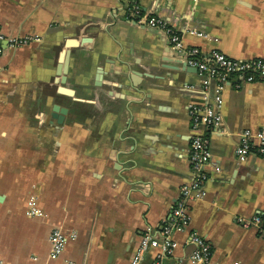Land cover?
I'll list each match as a JSON object with an SVG mask.
<instances>
[{"label":"crops","instance_id":"crops-1","mask_svg":"<svg viewBox=\"0 0 264 264\" xmlns=\"http://www.w3.org/2000/svg\"><path fill=\"white\" fill-rule=\"evenodd\" d=\"M136 1L139 14L132 0H0V32L30 37L0 53V264H131L196 177L194 116L203 118L216 85L222 120L200 133L220 169L206 168L207 196L190 203L189 229L217 264H264V236L247 224L264 215V156L235 152L241 131L264 128V79L206 85L167 31L203 55L264 60V0ZM54 103L69 109L63 123ZM55 229L66 238L57 257ZM173 237L163 264H202L188 231Z\"/></svg>","mask_w":264,"mask_h":264},{"label":"built area","instance_id":"built-area-1","mask_svg":"<svg viewBox=\"0 0 264 264\" xmlns=\"http://www.w3.org/2000/svg\"><path fill=\"white\" fill-rule=\"evenodd\" d=\"M132 8L135 14L140 13V7L136 0H132ZM147 21L156 24L159 21L155 17H150ZM170 33V41L173 47L186 55L187 63L197 68L204 76V83L210 85L214 80L220 82L227 81L231 76L243 77L246 81L264 79V60L234 59L225 53L217 50L211 51L208 55H203L198 48L187 47L181 37L172 29L167 28ZM30 41V37L6 36L0 32V53L3 51V43L21 46ZM222 86L214 87V97L212 104L204 108L203 118L194 116L193 136L191 140V167L196 174L195 179L182 186L181 195L172 208L168 221L163 226L160 236L145 234L141 237L139 247L131 260V264H142L145 252L149 248H155L153 264H163L164 258L173 252L177 241L173 237L175 231H188L195 248L191 257L202 264H217L213 260L211 245L196 231L189 229L191 221L190 203L193 200L204 199L207 196L205 183L209 179L206 172L207 167L219 170L220 167L212 160L211 151L207 145V140L200 131L205 125L219 126L222 115L219 108L222 106ZM256 151L264 156V128L253 130L245 129L240 132V142L235 149L239 159H245L250 153ZM258 226L260 233L264 236V218L261 215H254L247 221ZM52 244V254L57 257L65 245V235L60 229H55L50 235Z\"/></svg>","mask_w":264,"mask_h":264},{"label":"water","instance_id":"water-1","mask_svg":"<svg viewBox=\"0 0 264 264\" xmlns=\"http://www.w3.org/2000/svg\"><path fill=\"white\" fill-rule=\"evenodd\" d=\"M71 43L78 44V40L75 39L74 41H70ZM69 55H70V50L69 48L65 49L62 51L60 58L61 62L58 66V73L61 74V82L65 83L66 81V72H67V67H68V61H69ZM186 67L190 68L192 67L193 69L197 70L196 67L191 66L187 63V60L184 61ZM99 73H102L101 67H99ZM58 90L63 93H73V90L71 88L65 87L64 85H60L58 87ZM53 111H52V117L56 119L58 123H63L66 114L68 113V107L65 105H61L60 103H54L53 106Z\"/></svg>","mask_w":264,"mask_h":264},{"label":"rangeland","instance_id":"rangeland-1","mask_svg":"<svg viewBox=\"0 0 264 264\" xmlns=\"http://www.w3.org/2000/svg\"><path fill=\"white\" fill-rule=\"evenodd\" d=\"M91 112H92V111H91ZM93 112H94V111H93ZM89 114H90V113H89ZM89 114H86V116H88ZM77 116H79V117H84L83 111L80 110V111L78 112Z\"/></svg>","mask_w":264,"mask_h":264},{"label":"trees","instance_id":"trees-1","mask_svg":"<svg viewBox=\"0 0 264 264\" xmlns=\"http://www.w3.org/2000/svg\"><path fill=\"white\" fill-rule=\"evenodd\" d=\"M264 218V215H261Z\"/></svg>","mask_w":264,"mask_h":264},{"label":"flooded vegetation","instance_id":"flooded-vegetation-1","mask_svg":"<svg viewBox=\"0 0 264 264\" xmlns=\"http://www.w3.org/2000/svg\"><path fill=\"white\" fill-rule=\"evenodd\" d=\"M97 112V111H96Z\"/></svg>","mask_w":264,"mask_h":264}]
</instances>
